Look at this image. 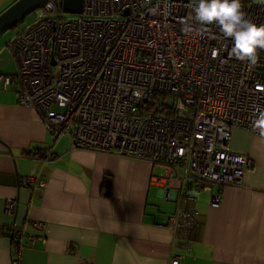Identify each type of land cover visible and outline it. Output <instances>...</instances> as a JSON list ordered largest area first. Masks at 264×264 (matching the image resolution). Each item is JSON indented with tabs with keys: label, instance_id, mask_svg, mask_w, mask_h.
I'll return each instance as SVG.
<instances>
[{
	"label": "built area",
	"instance_id": "obj_1",
	"mask_svg": "<svg viewBox=\"0 0 264 264\" xmlns=\"http://www.w3.org/2000/svg\"><path fill=\"white\" fill-rule=\"evenodd\" d=\"M81 1L80 14L63 12V0L33 12L8 44L16 71L1 76L4 88L17 86L20 105L35 109L54 135L67 134L70 149L165 169L155 181L165 197L173 186L179 203L240 184L252 162L230 148L231 128L264 137V0ZM160 95L174 99L164 105L169 114L156 111ZM19 182L45 186L38 176ZM14 208L8 199L4 211ZM197 213L178 206L168 229L188 234ZM31 226L36 233H14L11 264H22L26 247L45 245L44 224Z\"/></svg>",
	"mask_w": 264,
	"mask_h": 264
},
{
	"label": "crops",
	"instance_id": "obj_2",
	"mask_svg": "<svg viewBox=\"0 0 264 264\" xmlns=\"http://www.w3.org/2000/svg\"><path fill=\"white\" fill-rule=\"evenodd\" d=\"M15 71L12 56L0 58V74ZM17 91L14 84L4 88L0 76V264H11L18 229L36 233L35 220L44 224L46 243L23 249L22 264H170L174 255H183L180 264H264L263 137L232 127L230 148L252 162L241 183L213 186L179 203L173 186L165 197L155 181L165 169L116 153L70 149L67 134L48 131L35 109L20 105ZM35 148H48V156L27 155ZM29 176L45 186H22ZM8 199L15 201L12 213L4 211ZM178 206L198 212L184 236L166 223Z\"/></svg>",
	"mask_w": 264,
	"mask_h": 264
},
{
	"label": "water",
	"instance_id": "obj_3",
	"mask_svg": "<svg viewBox=\"0 0 264 264\" xmlns=\"http://www.w3.org/2000/svg\"><path fill=\"white\" fill-rule=\"evenodd\" d=\"M203 2H226L235 0H192ZM244 2L249 0H242ZM45 0H17L0 13V35L16 26L26 16L39 8ZM81 0H63L62 10L66 13L80 14Z\"/></svg>",
	"mask_w": 264,
	"mask_h": 264
},
{
	"label": "rangeland",
	"instance_id": "obj_4",
	"mask_svg": "<svg viewBox=\"0 0 264 264\" xmlns=\"http://www.w3.org/2000/svg\"><path fill=\"white\" fill-rule=\"evenodd\" d=\"M16 1L17 0H0V13L2 11H4L6 8H8L11 4L16 2ZM249 1L257 2L259 0H249ZM33 20H34L33 13H31V14H29L28 16H26L24 18L23 22L20 25L15 26L14 28H11V29L7 30L6 32H4L3 34L0 35V55H1L0 58H6L8 56V54H9L10 57L12 56L11 53H10V50L7 47L8 42L17 34L19 26L29 25L30 23H32ZM263 28H264V25H263ZM263 33H264V30H263ZM161 100L162 101L166 100L165 102L167 104H170V105L174 104V99L171 96L170 97L167 96L165 100L164 99H161ZM231 137H232V134H231ZM103 152H105V151H103ZM109 153H115V152H109ZM116 154H118V153H116ZM120 155H122V154H120ZM158 176L159 177H163L164 175H158ZM203 190H201V191H203ZM194 220H195V223H194V226H195L196 225V220H197V215H195Z\"/></svg>",
	"mask_w": 264,
	"mask_h": 264
},
{
	"label": "trees",
	"instance_id": "obj_5",
	"mask_svg": "<svg viewBox=\"0 0 264 264\" xmlns=\"http://www.w3.org/2000/svg\"><path fill=\"white\" fill-rule=\"evenodd\" d=\"M236 1H242V0H236ZM23 20H24V19H23ZM23 20L20 21L16 26L20 25V24L23 22ZM14 27H15V26H14ZM14 27H13V28H14ZM13 75H14V74H13ZM0 76L7 77L8 75H2V74H0ZM166 97H167L166 95L156 96V99H157L158 102L160 103L158 109L156 110L158 114H169V113H170V111L167 110V108H166V106H167V103L165 102V101H166V100H165ZM161 99H164L165 101H162ZM164 105H166V106H164ZM47 151H48V148L45 149V150H41L40 148H35V149H32V151L28 152L27 155H31V156H33L35 153H37V158H38V157L44 156V154H45ZM33 157H34V156H33ZM105 180H106V179H105ZM110 185H111V184H110V180L108 179L105 188H106V189H109V188H110Z\"/></svg>",
	"mask_w": 264,
	"mask_h": 264
}]
</instances>
